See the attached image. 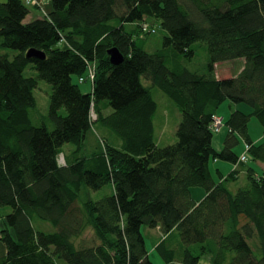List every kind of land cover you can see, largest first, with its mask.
Returning a JSON list of instances; mask_svg holds the SVG:
<instances>
[{
	"label": "trees",
	"instance_id": "16d2710c",
	"mask_svg": "<svg viewBox=\"0 0 264 264\" xmlns=\"http://www.w3.org/2000/svg\"><path fill=\"white\" fill-rule=\"evenodd\" d=\"M28 13L24 0H0V48L15 51L0 53V206L11 208L0 264H154L142 226L159 227L163 264L204 256L209 264H264V169L245 164L264 163V0H51L46 16L26 21ZM150 19L166 31L154 51L137 42L156 31ZM195 43L208 56L191 69ZM111 47L124 56L117 65ZM30 48L45 58L26 57ZM234 59L241 69L219 77L218 63ZM29 64L36 75H25ZM89 64L85 92L74 78ZM143 79L181 113L171 144L156 143L157 103ZM39 80L51 86L46 113L34 96ZM226 100L248 110L223 120L217 150L222 125L211 124ZM211 158L234 168L215 169L216 179ZM242 171L246 183L237 187ZM193 187L205 190L201 200Z\"/></svg>",
	"mask_w": 264,
	"mask_h": 264
},
{
	"label": "rangeland",
	"instance_id": "374dc122",
	"mask_svg": "<svg viewBox=\"0 0 264 264\" xmlns=\"http://www.w3.org/2000/svg\"><path fill=\"white\" fill-rule=\"evenodd\" d=\"M38 4H30L28 5L29 13L27 14L25 20L29 21L31 19L41 17L43 16V13L47 12L51 9V0H36ZM152 21H155V28L156 31L152 34H146L143 35V39L141 37L137 38V42L143 44V47L148 51H154L158 49L161 46V42L163 39V36L166 34V31L161 27L159 21L155 19H150ZM116 21V20H113ZM112 21V22H113ZM114 23V22H113ZM133 24H128L127 28L132 27ZM1 41V38H0ZM144 42V43H143ZM195 56L191 63H189V67L191 69H198L202 67L204 62L207 59V51L205 45L202 43H195ZM0 53H8L10 56H12L15 51L9 48H0ZM239 59H234V61H237ZM25 75H36L35 68L32 67L31 64H29L24 71ZM220 73V70H219ZM74 81L78 82L80 88L82 91L89 92L90 91V83L87 82H80L77 81L76 78H74ZM143 83L146 86H150V91L153 99L157 103V109L154 116V132H155V140L156 143L159 146H165L168 144H171L176 141V129L177 125L181 119V113L178 109V107L175 105V103L157 86H152L151 83L145 79H143ZM51 91V86L49 83H47L44 80H39L38 86L34 89V96L36 98L37 108L40 112L46 113L48 109V103H49V93ZM230 101L226 100L224 101L218 108L217 113L218 115L223 117V120L226 119V117L230 113V109L228 107V104ZM63 111V110H62ZM64 112V111H63ZM110 112V109L108 107L102 108V113L107 114ZM96 114V112H94ZM97 119V115H96ZM225 126V123L222 125V127ZM250 129L251 133H256L260 131V125L255 117H251L250 120ZM217 133H214V136H216ZM213 136V137H214ZM69 145L67 144L65 148H68ZM235 150L237 152H243V144L240 143ZM247 157V156H246ZM62 156H60V161H62ZM221 162V160H219ZM213 163L214 159H210V168H212L213 175L217 179V176L215 174V170L213 169ZM225 164H229V166H232V163L230 162H223ZM245 164L254 166V163L247 158V161H245ZM255 169L259 172V168L255 166ZM229 171V170H227ZM224 174L227 172H223ZM246 183V177L245 175H241V177L237 180L236 185L237 187L243 186ZM99 193H94V195H98ZM11 211V208L9 206H0V227H4L5 225V215ZM34 225L36 227H49V223L40 220L37 217H34L33 219ZM51 229V228H49ZM142 232L145 236L146 241V247L148 250L149 259L154 264H163V259L155 249V244L157 241H159L162 233H160L157 229L154 228H148L146 226H142ZM92 235L91 230H87L85 233V238H89ZM5 254V247L3 242L0 240V256ZM206 256H204L199 264H204ZM56 264H68L65 260L57 258Z\"/></svg>",
	"mask_w": 264,
	"mask_h": 264
},
{
	"label": "crops",
	"instance_id": "0c3cea01",
	"mask_svg": "<svg viewBox=\"0 0 264 264\" xmlns=\"http://www.w3.org/2000/svg\"><path fill=\"white\" fill-rule=\"evenodd\" d=\"M242 66H243V60L242 59H239L237 61L232 60V61L220 62L217 65V70H218L217 74L219 77H229L233 74H236L241 69ZM219 70H220V73H219ZM228 107L230 109V112H231V110H233L235 108H240V109H243L245 111L248 110V108L242 104H228ZM250 131H251V129H250ZM226 132H227V127L223 126L220 129V131L216 134V136L213 137L212 145L215 149L219 150L222 147V141H223V138H224ZM251 136H252L254 142L260 141L263 137L261 129H260V131L254 133V134L251 133ZM241 143L243 144V151H244V142H241ZM66 149H68V148H66ZM237 153H239V152H237ZM241 153L242 152H240L239 154H241ZM223 162H226V161L221 160V162H220L219 159L214 160L213 169L214 170L218 169V170H220V172L222 174H224L223 172L228 173L230 170H232L234 168L233 164H232V166H229V164H225ZM253 163H254L253 167L256 166L257 168L260 169L259 172L263 171L264 163H261L259 161H255ZM210 169H212V168H210ZM227 170H229V171H227ZM227 173H225V174H227ZM243 173L244 172L242 171L240 174H243ZM191 193H192V197L196 201H199L205 195V190L201 187H193V188H191ZM154 229H157L160 232L159 227H155ZM161 237H162V235H161ZM161 237H160V239H161ZM171 264H182V263L172 262ZM204 264H209V257L208 256H206V258L204 260Z\"/></svg>",
	"mask_w": 264,
	"mask_h": 264
},
{
	"label": "built area",
	"instance_id": "2783aa9c",
	"mask_svg": "<svg viewBox=\"0 0 264 264\" xmlns=\"http://www.w3.org/2000/svg\"><path fill=\"white\" fill-rule=\"evenodd\" d=\"M24 2H25L26 5H30L31 3L32 4H38L39 1L37 2L36 0H24ZM43 15L46 16L47 12L43 13ZM142 27H143L142 29L144 31L151 30V29L148 28L147 24H143ZM93 78H94V67L91 64H89L88 67H87L86 74L84 76L79 77V81L80 82H87V81L92 82ZM90 116H91L92 119H94V120L96 119V114L94 113V111L92 109H91V112H90ZM222 123H223V118L221 116H215V118H214V120H213V122L211 124V127L214 130H219V128L221 127ZM241 160H246V156L242 155L241 156Z\"/></svg>",
	"mask_w": 264,
	"mask_h": 264
},
{
	"label": "water",
	"instance_id": "95a60500",
	"mask_svg": "<svg viewBox=\"0 0 264 264\" xmlns=\"http://www.w3.org/2000/svg\"><path fill=\"white\" fill-rule=\"evenodd\" d=\"M109 60L112 64L117 65L121 63L124 59V56L116 47H111L107 50ZM26 57L28 58H37V59H43L45 58V53L42 50L30 48L25 53Z\"/></svg>",
	"mask_w": 264,
	"mask_h": 264
},
{
	"label": "bare ground",
	"instance_id": "6f19581e",
	"mask_svg": "<svg viewBox=\"0 0 264 264\" xmlns=\"http://www.w3.org/2000/svg\"><path fill=\"white\" fill-rule=\"evenodd\" d=\"M153 33V32H152Z\"/></svg>",
	"mask_w": 264,
	"mask_h": 264
}]
</instances>
